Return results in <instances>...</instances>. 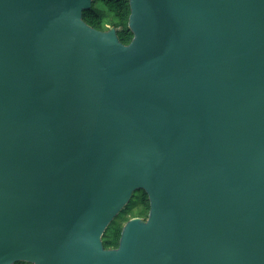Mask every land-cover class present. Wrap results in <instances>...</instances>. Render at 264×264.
Listing matches in <instances>:
<instances>
[{
    "label": "water",
    "instance_id": "95a60500",
    "mask_svg": "<svg viewBox=\"0 0 264 264\" xmlns=\"http://www.w3.org/2000/svg\"><path fill=\"white\" fill-rule=\"evenodd\" d=\"M129 3L0 0V264H264V0Z\"/></svg>",
    "mask_w": 264,
    "mask_h": 264
},
{
    "label": "trees",
    "instance_id": "16d2710c",
    "mask_svg": "<svg viewBox=\"0 0 264 264\" xmlns=\"http://www.w3.org/2000/svg\"><path fill=\"white\" fill-rule=\"evenodd\" d=\"M131 8L129 0H93L90 10L84 11V21L94 29L108 31L117 30L118 38L124 45H129L134 34L129 28ZM150 201L144 191H137L125 209L109 225L104 236L103 244L106 249L119 247L124 225L132 218H148Z\"/></svg>",
    "mask_w": 264,
    "mask_h": 264
},
{
    "label": "rangeland",
    "instance_id": "374dc122",
    "mask_svg": "<svg viewBox=\"0 0 264 264\" xmlns=\"http://www.w3.org/2000/svg\"><path fill=\"white\" fill-rule=\"evenodd\" d=\"M140 219H142L143 221H145L146 219L145 218H143V217H139ZM133 219V218H132ZM18 264H27V263H18Z\"/></svg>",
    "mask_w": 264,
    "mask_h": 264
},
{
    "label": "flooded vegetation",
    "instance_id": "af4514ba",
    "mask_svg": "<svg viewBox=\"0 0 264 264\" xmlns=\"http://www.w3.org/2000/svg\"><path fill=\"white\" fill-rule=\"evenodd\" d=\"M148 219V218H147ZM147 219L145 221H147ZM117 249V248H116Z\"/></svg>",
    "mask_w": 264,
    "mask_h": 264
}]
</instances>
